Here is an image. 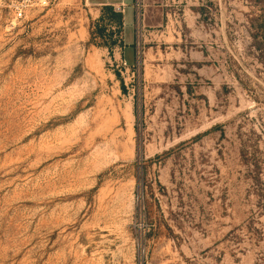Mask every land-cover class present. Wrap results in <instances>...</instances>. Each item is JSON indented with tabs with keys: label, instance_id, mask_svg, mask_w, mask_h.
Instances as JSON below:
<instances>
[{
	"label": "rangeland",
	"instance_id": "1",
	"mask_svg": "<svg viewBox=\"0 0 264 264\" xmlns=\"http://www.w3.org/2000/svg\"><path fill=\"white\" fill-rule=\"evenodd\" d=\"M8 1L0 264H264V0Z\"/></svg>",
	"mask_w": 264,
	"mask_h": 264
},
{
	"label": "crops",
	"instance_id": "2",
	"mask_svg": "<svg viewBox=\"0 0 264 264\" xmlns=\"http://www.w3.org/2000/svg\"><path fill=\"white\" fill-rule=\"evenodd\" d=\"M147 1V0H146ZM152 2L153 0H148V5H147V8H149V14H148V18L146 19V24L145 26L146 27H149V28H152L154 27L152 24H151V15H157V17H159L161 10H160V6H155V8L153 9L152 7ZM155 2V1H154ZM87 3L92 6V7H95V8H98V10L101 12L102 10H105L106 8H112L115 12L117 8H120V7H124V12L122 13L123 14V25H124V33H125V38H124V43H123V50H124V53L128 55V50H130V48H135L137 49V47H135V45L138 43L137 42V35H138V32H137V16H136V10H135V3H136V0H87ZM128 14H129V19L133 20L132 22V26L134 27V32H135V29H136V32H135V40L132 41L131 40H128L127 38V28L129 27V23H127L128 21ZM121 43V42H120Z\"/></svg>",
	"mask_w": 264,
	"mask_h": 264
},
{
	"label": "built area",
	"instance_id": "3",
	"mask_svg": "<svg viewBox=\"0 0 264 264\" xmlns=\"http://www.w3.org/2000/svg\"><path fill=\"white\" fill-rule=\"evenodd\" d=\"M51 2L52 0H9L7 7L13 16L12 24L15 25L17 22L26 21L31 11L37 9L44 10L50 6ZM143 9L144 6L142 0H136L135 10L137 22L143 17ZM116 11L118 13H123L124 7L117 8ZM137 46H139V43H137ZM124 66H128V63L125 62Z\"/></svg>",
	"mask_w": 264,
	"mask_h": 264
},
{
	"label": "trees",
	"instance_id": "4",
	"mask_svg": "<svg viewBox=\"0 0 264 264\" xmlns=\"http://www.w3.org/2000/svg\"><path fill=\"white\" fill-rule=\"evenodd\" d=\"M106 11L111 12L113 18L115 20H118L119 23H121V24L123 23V16L121 13L115 12L112 8H106Z\"/></svg>",
	"mask_w": 264,
	"mask_h": 264
}]
</instances>
